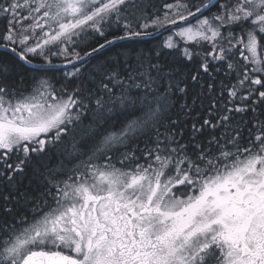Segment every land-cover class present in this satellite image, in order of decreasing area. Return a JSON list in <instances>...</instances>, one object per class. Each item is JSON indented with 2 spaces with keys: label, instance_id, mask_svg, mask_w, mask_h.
<instances>
[{
  "label": "snow or ice",
  "instance_id": "obj_1",
  "mask_svg": "<svg viewBox=\"0 0 264 264\" xmlns=\"http://www.w3.org/2000/svg\"><path fill=\"white\" fill-rule=\"evenodd\" d=\"M148 9L0 0V264H264V0Z\"/></svg>",
  "mask_w": 264,
  "mask_h": 264
},
{
  "label": "trees",
  "instance_id": "obj_2",
  "mask_svg": "<svg viewBox=\"0 0 264 264\" xmlns=\"http://www.w3.org/2000/svg\"><path fill=\"white\" fill-rule=\"evenodd\" d=\"M146 2L149 4L148 10L150 13L156 12L159 15L163 16V12L165 11L164 4L173 3L174 0H146ZM189 2L190 3H198V2H200V0H189ZM215 11H217V9L213 8L210 10V12H205V15H210L211 12H215ZM4 25H5V21L0 20V31L4 30ZM239 31H240V29L237 28L236 32H239ZM168 32H166L160 36L154 37V38L142 39L145 41V44L142 46H144V47H147L149 45L155 46V45L161 43L165 39L166 34ZM106 38H111V37L109 36ZM102 42H103V39H92L88 47H84L83 45H81L80 47L76 48V51L81 52V54H83V52L88 51L89 48L96 47V45L98 43H102ZM122 43L127 44L129 42H127V41L117 42V44L115 46L106 47L103 50L102 54L98 53L95 56H93L92 61L95 62L99 59H102L103 56L110 55L115 50V47H119ZM184 47H185V44L183 43V41H180L179 48L183 49ZM188 47H190L193 52H200L201 55L203 54V52L210 50V48H208L207 45H204L203 47L198 48L196 45L191 44V45H188ZM237 55H238V52H237ZM30 58H32L34 60V62H39V60H40V58L38 56L37 57H31L30 56ZM162 58L169 60V61H176L181 66L187 68L189 71H191L198 64V62L200 60V56H197L191 63H186L184 61V58L181 56L179 50H176V51L165 50ZM52 59H53V62H62L63 61L62 57H59V58L53 57ZM0 61H7V62H10L12 64L18 65L19 70L23 75V84L20 83L21 77L18 75H15V74L7 81L9 84H15L18 91L22 88L27 89L29 87V85L31 84V81L29 79L31 73L29 72V69L31 67H28V66L24 65L22 62H19L14 55H12L11 53H9L7 51H3V50H0ZM241 63H243V62L241 61ZM68 70H71V66L63 67V68H49L48 75L52 78L58 79L63 74L64 71H68ZM57 87H59V84H57ZM53 163H55V157L53 158ZM20 211L24 212L25 210L21 209ZM0 219H3L2 214H0Z\"/></svg>",
  "mask_w": 264,
  "mask_h": 264
},
{
  "label": "water",
  "instance_id": "obj_3",
  "mask_svg": "<svg viewBox=\"0 0 264 264\" xmlns=\"http://www.w3.org/2000/svg\"><path fill=\"white\" fill-rule=\"evenodd\" d=\"M197 17H199V16H197ZM197 17H196V18H197ZM196 18H195V19H196ZM192 20H194V19H191L190 21H192ZM180 24H183V22H178V24H177L176 26H178V25H180ZM176 26H175V27H176ZM172 28H174V26H168L167 30H162V31H160V32H156V33H154V35L151 36V37H145V38H141V39H150V38H154V37L160 36V35L166 33L168 30H170V29H172ZM102 43H103V42H102ZM0 50L7 51V50H5V49H3V48H0ZM7 52L11 53L10 51H7ZM11 54H12V53H11ZM12 55H13V54H12ZM34 63L38 64L39 62H34ZM26 66H28V67H32V66H30V65H26ZM68 66H70V65H66V64H64V61H62V62H53L52 65H50V66H45V67H47V68L49 69V68H63V67H68Z\"/></svg>",
  "mask_w": 264,
  "mask_h": 264
},
{
  "label": "rangeland",
  "instance_id": "obj_4",
  "mask_svg": "<svg viewBox=\"0 0 264 264\" xmlns=\"http://www.w3.org/2000/svg\"><path fill=\"white\" fill-rule=\"evenodd\" d=\"M200 17H198V18H196L194 21H190V23H192V24H195L196 23V20L197 19H199ZM184 26H186L185 24H181V25H178V26H176V27H174V28H172L167 34H166V37L168 36V35H171L174 31H176L179 27H184ZM165 37V38H166ZM178 39V38H177ZM52 51H56V49L54 48V49H52Z\"/></svg>",
  "mask_w": 264,
  "mask_h": 264
}]
</instances>
